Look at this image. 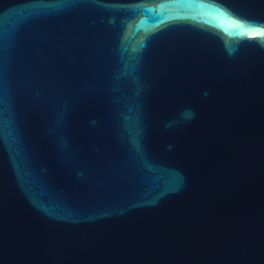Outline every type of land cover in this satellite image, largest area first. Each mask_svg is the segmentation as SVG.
I'll return each mask as SVG.
<instances>
[{"label":"water","instance_id":"95a60500","mask_svg":"<svg viewBox=\"0 0 264 264\" xmlns=\"http://www.w3.org/2000/svg\"><path fill=\"white\" fill-rule=\"evenodd\" d=\"M0 264H264V0H0Z\"/></svg>","mask_w":264,"mask_h":264}]
</instances>
